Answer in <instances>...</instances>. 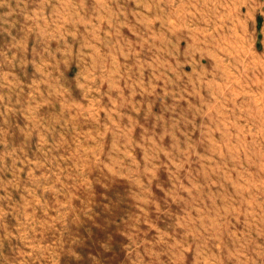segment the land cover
<instances>
[{"label":"rangeland","instance_id":"1","mask_svg":"<svg viewBox=\"0 0 264 264\" xmlns=\"http://www.w3.org/2000/svg\"><path fill=\"white\" fill-rule=\"evenodd\" d=\"M0 264H264V0H0Z\"/></svg>","mask_w":264,"mask_h":264},{"label":"crops","instance_id":"2","mask_svg":"<svg viewBox=\"0 0 264 264\" xmlns=\"http://www.w3.org/2000/svg\"><path fill=\"white\" fill-rule=\"evenodd\" d=\"M3 60V59H2Z\"/></svg>","mask_w":264,"mask_h":264}]
</instances>
